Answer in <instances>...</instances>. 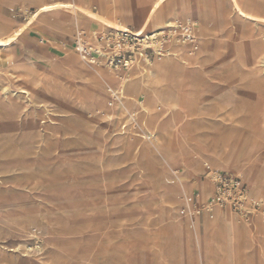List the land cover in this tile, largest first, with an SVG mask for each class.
Masks as SVG:
<instances>
[{"label": "crops", "instance_id": "obj_1", "mask_svg": "<svg viewBox=\"0 0 264 264\" xmlns=\"http://www.w3.org/2000/svg\"><path fill=\"white\" fill-rule=\"evenodd\" d=\"M58 1L0 0V37L13 33L30 17L24 16L32 14L38 6ZM68 1L90 7L93 12L102 4L109 19L119 18V23L126 24L132 33L136 23L145 18L151 3V0H135V20H132L122 8L120 11L117 0ZM115 3L121 17L116 15ZM209 14L223 22L209 26V37L197 56L187 57L183 50L174 49L173 54L151 61L148 76L141 74L140 67L132 69L135 80L125 91L129 99L124 105L129 112L136 113L141 133L129 136L138 147L134 151V194L122 203L132 210V214L125 216L132 225L131 229L122 231L124 225H119V218L117 227H113L118 233L108 231L106 234L117 239L131 235L133 243L114 250H152L160 256V250H164L162 264H175V250H195L199 264V250H226L216 253L220 260L222 255L227 260L230 251L228 264H246L245 252V260L248 255L249 264H253L254 250H264L261 218L256 219L254 225L250 218L226 213V209L209 214L189 213L191 208L198 210L208 200L207 191L213 187L205 177L208 171L242 175L239 177L246 182L248 193L249 177H254L261 169L264 172V40L260 38L264 26L236 22L234 11L228 6ZM75 19L66 13L42 16L32 26L34 31L30 28L18 39L12 49L8 75L14 76V83L19 87L32 90L36 103L22 90L8 97L0 92V112L6 122H12L10 114H14L15 102H25L24 99L29 102L28 107L32 105L36 111L47 113V107L40 100L45 97L47 88L52 96L71 95L38 74L57 53L49 46L58 42L59 47L62 43L70 44L79 35L71 25ZM81 21L84 25L88 23L84 18ZM146 30L152 33L157 30L156 24ZM101 31L111 30L92 23L88 34ZM31 34H35V38ZM66 38L69 40H63ZM5 56L2 50L0 57ZM69 60L70 56L59 58L55 61L56 67L69 69ZM83 77L76 72L73 80L87 88L89 94H107L104 92L107 83L102 76L98 74L95 80L89 78L88 81ZM34 83L37 86H31ZM52 109L56 113L53 120H80L64 115L56 107ZM80 121L90 126L89 135L84 137H107L89 121ZM97 164L104 167L102 162ZM47 241L48 246L42 253L46 257L56 250L51 249L52 238ZM187 260L189 263L190 256Z\"/></svg>", "mask_w": 264, "mask_h": 264}, {"label": "rangeland", "instance_id": "obj_2", "mask_svg": "<svg viewBox=\"0 0 264 264\" xmlns=\"http://www.w3.org/2000/svg\"><path fill=\"white\" fill-rule=\"evenodd\" d=\"M117 1L120 11L122 8L132 17V20H135L133 15L135 0ZM185 2L191 4L192 0H185ZM224 2L225 0H220V8H227L224 6ZM237 2L243 6L247 13L258 15L259 19L251 21L252 24L264 26V10L261 9L264 0H237ZM206 3L209 13L218 8L214 4V0H206ZM38 7L37 11L24 16L30 15L25 23L22 20L23 24L21 25L29 24L31 16L38 13ZM115 7L117 8L116 3ZM90 11L92 10L90 9ZM98 12L108 17L102 4L99 10L94 13ZM50 14L53 13H42L39 17ZM186 14L185 12L181 14L183 17L175 21L176 25L187 21ZM235 16L234 13V20H236ZM82 18L86 19L88 27L73 25V23L71 25L78 30V37L91 41L88 34L91 24L83 15H81ZM209 18L211 24L220 23L210 14ZM38 20L39 18L31 20L33 23L28 30L31 28V31H34L35 27L32 26ZM118 24L127 28L126 24L119 23V18ZM193 24L199 25L197 20ZM101 26L105 30L115 31L110 27ZM153 26L154 24L142 29L144 28L142 20L139 24L136 23L133 33L141 32L140 35L143 36V32ZM82 28L84 29L81 30ZM163 28H166V25L161 26L159 30L157 28L152 33L163 31ZM147 31L144 34H151ZM31 36L35 38V34H31ZM203 39L201 36L196 37L194 44H189L194 49V52H191V57L197 56L200 52ZM63 40L68 41L69 39ZM176 44L180 45L182 49H189L185 47L188 43L171 42L167 55L173 54ZM59 45L58 42L57 45L49 46L54 48L57 53L55 57L47 61L48 66L41 71L42 79L68 90L71 95L52 96L49 90L50 92L45 97L54 105L62 107L64 115L89 121L92 125L102 129L103 134L107 137H92L90 139L84 137L89 135L90 127L84 121L53 120L54 115L56 116L54 109H47V113L43 114L33 109L32 105L28 107L27 99H24L25 102H15L14 114H10L12 122H6L0 112V264H18V256L26 255L31 256L28 264H162L164 250H160L162 256L152 250H114L117 247L122 249L132 246V236L128 235L127 239L122 237L117 239L110 238L106 234L108 231L113 232L112 234L118 233L116 229V231L113 230V227H117L119 218L121 219L119 225H124L122 231L131 229L132 225L125 219L127 214H132V210L127 209L129 206H122V203L127 200V197L134 194L132 189L136 169L134 151L138 147H135L133 140H129V136L141 132L138 130L136 113L129 112L124 102L129 99L125 91L134 82L135 77L128 81L124 87L121 102H118L115 99L120 97L119 80L114 78V74L108 73L124 71L120 69L106 71L104 68L91 67L74 52H69L61 46L60 48ZM69 56V69L56 67L55 61L61 57ZM38 65L40 64L38 63ZM77 65L88 72L82 74L85 76L82 78L83 80L88 81L89 78L95 80L99 74L106 81L104 92L109 95L105 94L101 103L93 98L94 94H89L87 88L80 84L81 81L78 82L80 84L78 85L73 80L74 74L78 72L73 70V67ZM71 70L76 72L72 74ZM129 71L124 73L127 75L133 73L132 69ZM68 99L72 101L70 102ZM114 100L119 104H116ZM89 145L91 146L90 150ZM98 161L104 164L103 168L98 167ZM239 176L234 177L240 178L246 185V182ZM259 176L264 178L262 169L259 171ZM205 177L210 179L208 174ZM180 178L184 179L183 175L180 174ZM210 181L213 183L211 179ZM249 187L251 199L257 202L250 183ZM209 189L210 196L212 187ZM117 204L120 205L116 206ZM246 210L252 214L244 216ZM215 211L219 210L214 209L209 213ZM193 212L194 210L191 208L189 213L192 215ZM226 213L236 215L229 211ZM235 213H244L241 215L245 219L253 216V212L249 209ZM254 215L257 219L261 218L264 225V215L262 213ZM30 222H34L38 226L37 235L32 236L28 231L27 225ZM47 238H52L51 249L56 250L46 257L39 253H43ZM36 244L42 247L39 252L35 250ZM12 250L14 251L12 252ZM175 251L177 255L175 264H199L198 257L194 253L195 250ZM225 251L199 250L201 264L230 263V251H228L229 259L227 258V260L224 255L221 260L216 255V253ZM188 255L190 256L189 263ZM5 259L7 263H5ZM244 261L249 264L248 255L246 260L244 256ZM263 261L264 250H254L253 264H262Z\"/></svg>", "mask_w": 264, "mask_h": 264}, {"label": "bare ground", "instance_id": "obj_3", "mask_svg": "<svg viewBox=\"0 0 264 264\" xmlns=\"http://www.w3.org/2000/svg\"><path fill=\"white\" fill-rule=\"evenodd\" d=\"M221 3H220V0H214V4L218 8H220ZM224 3H225L224 6H228V7H231L233 9V11L236 15L235 16L236 22L252 23L251 21H253V20L256 21L257 19H259L258 15H256V14L247 13V11L243 8V6L238 4L237 0H225ZM189 4L190 3L186 4L185 0H151L150 7L147 11L145 18L143 19L144 28H142V29H145L146 27H148L149 25H152V24H156V27L158 28V30L161 29V26H163V25H166V27H174L176 25L175 21H178L181 17H183V16H181V14L183 12H185V13H187L186 14L187 16H185L187 19L186 22L193 23L194 21L197 20L199 25L196 26L193 24L194 29H195V38L201 36L202 38H204L203 39V42H204L205 39H208V36H209L208 35V28L210 25H212L210 18H209V12L206 9V7H207L206 0H192V3L190 5ZM115 9H116V15H119V14L121 15V13H119V9L118 10H117V8H115ZM261 9L264 10V4L261 5ZM48 12L71 14V15L76 17V19L71 23H73V25H77V26L78 25L79 26L84 25L81 21L82 20L81 15H83L84 17L87 18V20L89 21V24L96 23V24H101V25L110 27L111 29H114L115 31L130 32L127 28L120 26L118 24V18L109 19V17H106L105 15L101 14L100 12L94 13V12L90 11V9L88 7H83V6H78V5L72 4L68 0H59L58 2L48 3L45 5L39 6L38 7V13L32 15L31 16L32 19L31 18L30 19L31 20L38 19V18H40L39 16L42 13H48ZM160 16H162V19ZM31 20H30L28 25L19 26L12 34L0 37V52L2 50H4L6 52V56L4 58L0 57V62L2 63V65L0 66V92L5 97L13 95L14 93H16L15 91L22 90V93L26 92V95H28V96L30 95L29 97L32 100H33V98H35V95L32 92V90L25 88L26 86L19 87L18 85H16V83H14V81H15L14 76L8 75L9 68L11 66L10 60L12 59V56H13L12 49L14 48V45L17 44L16 42L18 41V39L32 25L33 22H31ZM222 22L223 21H220V23H222ZM253 24L255 25V23H253ZM83 29L84 28H82L81 30H83ZM133 34H135L136 36H141L140 35L141 32L140 33L138 32L137 34L136 33H133ZM260 36H261V40L263 41L264 40V32H261ZM185 47L189 48V49H187V50L182 49L180 47V45H178V44L175 45L176 50H183V52L186 54L187 57H191V55H192L191 52H194V49L192 48L193 46L189 45V43H188ZM262 56H263L262 61H263V68H264V52L262 53ZM33 68H31V69L34 70L35 68L34 69ZM73 69L77 70L80 74H87L88 73L85 69H83L79 65H77L76 67H73ZM140 70H141L142 75L148 76L150 67L149 66H144V67L142 66V68H140ZM108 74H110V75L114 74V78L119 80V86L120 87H118V90H119L120 97L118 96L117 99H115V100H117L118 102H121L120 99H121V96L123 95L124 87H126L128 81L133 80L134 75H133V73H131L130 75H127V73L119 72V71H114V73H108ZM38 76L41 79L43 78V74L41 72H39ZM2 82H4V84ZM31 86H37V83L31 84ZM49 92L50 91L47 89L45 96ZM104 95L105 94H94L93 98L98 103H101V100L104 97ZM44 98L41 97L40 100L43 101L44 105L47 107L46 109L49 110V109H51L50 106H52V107H56L57 109H59V111L61 113H63L62 107L54 105L53 102L48 100L46 97H44ZM115 100H114V102L116 103ZM33 102L36 103L35 100H33ZM116 104H119V103H116ZM48 110H46V111H48ZM248 170H250V169L248 168ZM249 183H250L251 187L253 188L254 198L257 200V202L256 201L254 202L250 197V193H248V197H247L248 199H247L246 203L244 204V209H249L253 212V216L250 218V221L255 225V220L257 219V217H254L255 216L254 214L255 213H262V215H264V178H261V176H259V171H258L255 173L254 177H252V178L249 177ZM209 190L210 189H208V191H207L208 196H209V192H210ZM212 194H213V187H212L211 195L208 197V200L206 202H204V204H202L201 206H204L207 202H209L211 200V198L213 196ZM255 205L259 207V210H257V211L254 210ZM214 209H219V208L212 207V208H210V210L205 211V213L209 214V212L214 210ZM226 211H229V212H232L235 214V212H233L230 208H226ZM196 212H197V210L194 209V212L192 215H195ZM242 214H244V213H242ZM238 215L241 217L243 216L241 214H238ZM27 227L29 229L28 231L31 233L32 236L37 235L36 233L38 230V226L36 225V223L30 222V224H28ZM45 245L46 246L44 247L43 250H46V248L48 246L47 239H45ZM35 246H36L35 250H37L38 252L42 248L41 246H38V244H36ZM13 251L14 250H12V252ZM40 254H42V253H39V255ZM244 256H245V252H244ZM30 260H31L30 255L29 256L28 255L18 256V264H28L30 262ZM5 263H7L6 259H5Z\"/></svg>", "mask_w": 264, "mask_h": 264}, {"label": "built area", "instance_id": "obj_4", "mask_svg": "<svg viewBox=\"0 0 264 264\" xmlns=\"http://www.w3.org/2000/svg\"><path fill=\"white\" fill-rule=\"evenodd\" d=\"M90 39L91 41H86L77 36L70 44L62 43L61 47L74 52L91 67L128 72L135 67L148 66L154 58L167 55L171 42L194 44L195 29L193 23L184 22L151 34L143 32V36L111 30L94 32ZM207 174L214 184L213 196L198 208L197 213H203L212 207L243 212L248 189L242 180L215 171H208ZM254 210H259V207L255 205ZM249 214L252 213L246 210L244 216Z\"/></svg>", "mask_w": 264, "mask_h": 264}]
</instances>
